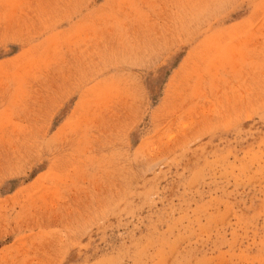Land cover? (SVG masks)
Segmentation results:
<instances>
[{
	"label": "rangeland",
	"instance_id": "374dc122",
	"mask_svg": "<svg viewBox=\"0 0 264 264\" xmlns=\"http://www.w3.org/2000/svg\"><path fill=\"white\" fill-rule=\"evenodd\" d=\"M0 264H264V0H0Z\"/></svg>",
	"mask_w": 264,
	"mask_h": 264
}]
</instances>
